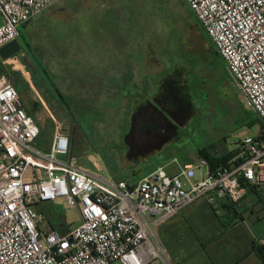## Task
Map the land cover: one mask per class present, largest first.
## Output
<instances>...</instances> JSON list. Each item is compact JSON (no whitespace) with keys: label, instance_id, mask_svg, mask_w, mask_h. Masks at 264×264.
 <instances>
[{"label":"built area","instance_id":"1","mask_svg":"<svg viewBox=\"0 0 264 264\" xmlns=\"http://www.w3.org/2000/svg\"><path fill=\"white\" fill-rule=\"evenodd\" d=\"M61 1L0 0V48L19 38L21 25ZM185 2L226 62L244 106L264 125V0ZM17 56H0V264H172L160 223L199 199L237 204L247 186L264 187L259 136L240 140L226 164L212 167L201 155L196 163L174 160L177 173L161 166L136 182L74 165L72 140L59 124L49 148H40V124L26 112L12 73L1 67L15 69ZM60 199L81 217L64 231L36 209ZM259 243L264 256V237Z\"/></svg>","mask_w":264,"mask_h":264},{"label":"rangeland","instance_id":"2","mask_svg":"<svg viewBox=\"0 0 264 264\" xmlns=\"http://www.w3.org/2000/svg\"><path fill=\"white\" fill-rule=\"evenodd\" d=\"M19 29L18 64L24 73H11L13 81L22 82L24 105L39 104L34 111L42 127L37 145L49 146L54 128L61 125L72 140V163L83 170L133 181L169 154L147 155L138 163L129 158L126 135L138 104L130 109L121 98L109 97L117 91L114 80L109 82V65L136 67L147 76L154 73L156 80L171 71L181 77L191 114L186 127L179 123L170 155L196 149L222 155L264 130L244 106L226 62L185 0H62ZM31 53L44 71L34 67ZM43 79L51 83L48 96ZM117 93L126 92L122 87ZM176 108L181 112L182 103ZM36 209L61 230L81 221L78 208L62 199ZM252 223L262 229L255 235L263 238L264 221Z\"/></svg>","mask_w":264,"mask_h":264},{"label":"crops","instance_id":"3","mask_svg":"<svg viewBox=\"0 0 264 264\" xmlns=\"http://www.w3.org/2000/svg\"><path fill=\"white\" fill-rule=\"evenodd\" d=\"M8 67H10L9 72L24 71L19 66L15 69L9 65ZM27 73L30 77L29 71ZM153 78L154 73L147 76L145 71L141 72L136 67L109 65V82L110 79L114 80L115 86L112 89L118 91L123 87L126 92L118 94L116 91L109 97L121 98L130 109L135 104L139 105L147 101H154L153 96L158 92L160 80ZM31 86L39 97V92L34 84H31ZM44 89L47 92L45 94L48 96L49 85H46ZM185 109L182 107L178 119L166 114L171 124L167 129L165 126H169V124L161 125L154 133L146 129L145 132L139 134L144 150L150 152L148 155L162 152L169 153L161 156L159 164L150 169L146 175L161 166L166 167L169 173L174 174L178 171L177 163L180 165L196 163L199 158L202 149H196L195 151L180 150L178 151V153L181 152L180 155H170L169 144L179 128V123L186 127L190 117L184 112ZM159 135L165 136L166 139L157 147L156 142ZM229 152L231 151L214 156L206 151L208 156L213 159ZM147 157L146 155L132 162L138 163ZM199 177L200 171L197 170L195 179ZM138 180L127 181L136 182ZM259 189L264 190V187L247 186L245 196L237 204L231 203L227 198H219L214 204L209 203L204 198L199 199L175 216L160 223L158 231L172 264H264L259 254V248H261L259 238L258 235H255L261 233L262 229L259 230L257 224L252 223L254 219L260 220V223L264 221V192H260ZM64 230L66 229H62V231ZM195 255L197 257H194Z\"/></svg>","mask_w":264,"mask_h":264},{"label":"trees","instance_id":"4","mask_svg":"<svg viewBox=\"0 0 264 264\" xmlns=\"http://www.w3.org/2000/svg\"><path fill=\"white\" fill-rule=\"evenodd\" d=\"M31 54L32 56L30 55V57L32 58L34 67L37 70H41L42 67L35 60L34 58L35 55L33 53ZM1 65L3 70L8 71L3 64ZM42 70L44 71L43 68ZM174 73L175 71H171L170 73H167V75H165L160 79L158 84V92L156 94V97L154 98V101H147L145 103L137 105L138 107L136 106L133 112V116L131 119V127L129 133L126 135V142L129 144L128 156L132 161L138 160L139 158L144 157L150 153L144 150V145L139 139V134L145 132L146 129H149V131L154 133V131L157 128H160L161 125L165 126L166 124H169V126H165L166 129L167 127H170L171 124L166 114L171 115L175 119H178L179 118L178 114L180 113V111L178 112L176 107L177 104L179 103H182V107L186 108L184 112H186L187 115L191 114L190 107L189 105H187L190 104V102L187 103V99L185 97V93H188V89H186V87L184 88V86L180 83L181 77L174 75ZM42 81L47 85H51V83H49L46 79L45 80L43 79ZM13 82L17 87L19 93L22 92V85H21L22 82L20 81V79H16ZM57 93L60 96V92L58 90ZM38 105L39 104L36 102L32 104V107L29 106L28 104H25L24 108L27 113L34 116V111L37 109ZM254 115L256 116V120H258L262 124L264 129V125L261 122L260 118L256 114ZM41 133H42V127H40L39 136L41 135ZM39 136L37 137V139L39 138ZM258 136L262 140H264V130ZM158 138L159 139L156 142L157 147L165 141L166 137L159 135ZM37 139H36V144H37ZM39 147H42V149L44 150H47L49 148V146H45L44 143H41ZM234 154H235V150L219 158L213 159L208 156L206 151L200 150V155L206 158L212 167H216L221 164H226L227 161L234 156ZM259 254L264 261L262 248H259Z\"/></svg>","mask_w":264,"mask_h":264},{"label":"water","instance_id":"5","mask_svg":"<svg viewBox=\"0 0 264 264\" xmlns=\"http://www.w3.org/2000/svg\"><path fill=\"white\" fill-rule=\"evenodd\" d=\"M22 43L19 39H15L0 48V56L3 60L21 52Z\"/></svg>","mask_w":264,"mask_h":264}]
</instances>
